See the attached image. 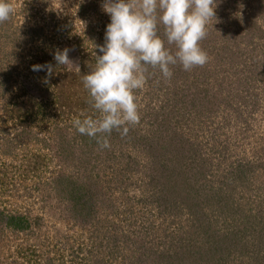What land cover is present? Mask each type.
I'll use <instances>...</instances> for the list:
<instances>
[{"label":"rangeland","instance_id":"1","mask_svg":"<svg viewBox=\"0 0 264 264\" xmlns=\"http://www.w3.org/2000/svg\"><path fill=\"white\" fill-rule=\"evenodd\" d=\"M9 3L14 14L0 25V211L30 227H0V264H264V0H216L200 42L208 62L174 66L168 82L155 71L137 93L141 122L124 139L114 131L103 151L72 126L93 114L81 77L105 42L103 0ZM86 4L96 8L81 18ZM64 48L79 73L57 67ZM37 64L53 74L32 71ZM239 165L248 167L233 181ZM189 187L195 199L185 201ZM88 192L92 213L80 201ZM226 237L247 250L226 251Z\"/></svg>","mask_w":264,"mask_h":264},{"label":"clouds","instance_id":"2","mask_svg":"<svg viewBox=\"0 0 264 264\" xmlns=\"http://www.w3.org/2000/svg\"><path fill=\"white\" fill-rule=\"evenodd\" d=\"M101 7L110 17L105 42L96 46L100 54L95 52L94 66L81 77L93 114L81 113L72 126L80 135L94 139L103 151L111 149L114 131L124 139L141 122L137 93L145 89L155 71L168 82L174 66L188 72L208 62L200 42L215 19L217 5L216 0H103ZM13 14L9 0H0V24ZM69 52L58 49L53 59L57 67L79 73ZM32 71L51 76L54 68L37 64Z\"/></svg>","mask_w":264,"mask_h":264},{"label":"trees","instance_id":"3","mask_svg":"<svg viewBox=\"0 0 264 264\" xmlns=\"http://www.w3.org/2000/svg\"><path fill=\"white\" fill-rule=\"evenodd\" d=\"M95 8H96L95 5H87V4L86 5H81L80 6V10H79V16L81 18L82 17H85V15L88 12H92V9H95ZM5 23H8V22H5ZM5 23H2L0 25H2V27H3V25H6ZM108 23H110V21L109 22H106V25ZM106 25L104 26V28H106ZM162 34H163V29L161 28V35ZM41 35H42V31L41 30H39V31L36 30L35 31V37L36 38H39ZM94 36H95V34H94ZM171 145L173 147H175L174 149H176L175 144H171ZM183 159H186L185 156L183 157ZM247 167L248 166H246V165H239V166H237V168H235L234 170H232L230 176L232 177L233 181L234 180H239V181L240 180H243L242 178H243V175L245 174V171H246ZM199 170L205 171V165L204 164H201ZM185 190L186 191H185L184 196L182 194L180 196V198L183 199V200H185V201H187V199H191V198H192V200H194L195 199V197L193 196L194 194L192 195L193 188H190L189 187L188 189H185ZM160 192H161V196L160 197L164 201L168 202L170 200V197L168 195L170 193L169 188L164 187V188L161 189ZM88 195H89V197H86ZM86 196H84V197H82L80 199L81 204H83V205L85 204L86 207H87V211L88 212L91 211L90 213H92V211H93V203H91V202L93 201V198L90 196V192H88V194H86ZM188 207H189V211L190 212H192V213L196 212L195 213V217L200 220L201 226L202 225L205 226V221H204L205 219H204V217L201 218L202 217V214L200 213V211L199 210H198V212L197 211H194L196 209V207H194L193 205L188 204ZM2 226L9 227L10 229L15 230L16 232L26 231L30 227V225L28 223V219L26 217H24L23 215H7V214H4L3 212L0 211V227H2ZM249 227H251V226H249ZM246 230H248V229H244L242 231V233H245ZM258 235H259V238L263 237L264 236V230L262 229L260 232H258ZM232 239H234V240H232ZM232 239L231 238L229 239L228 237L225 238V245H226L225 250L226 251H227L228 248L229 249L230 248L238 249L241 252L242 251L245 252L247 250L248 245L245 244V243L243 244L242 241L238 237L237 238L235 237V238H232ZM217 242L218 243L222 242V239L218 240Z\"/></svg>","mask_w":264,"mask_h":264}]
</instances>
